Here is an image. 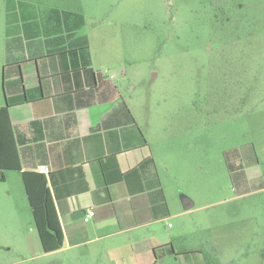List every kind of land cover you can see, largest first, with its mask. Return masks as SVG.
Masks as SVG:
<instances>
[{
    "label": "crops",
    "instance_id": "1",
    "mask_svg": "<svg viewBox=\"0 0 264 264\" xmlns=\"http://www.w3.org/2000/svg\"><path fill=\"white\" fill-rule=\"evenodd\" d=\"M9 14L0 108H7L10 149L21 171H0V229L18 227L27 214L25 172L46 181L63 235L62 248L43 256L65 252L66 264H207L211 240L203 249L177 251L174 241L183 234L169 229L175 216L169 159L179 128L153 126L149 110L137 108L135 83L122 71L109 73L115 57L93 48L79 10L49 3ZM14 172L18 183L6 187ZM252 182L238 180L232 200L264 190H250ZM89 208L94 216L85 222ZM247 219L243 206L240 222ZM210 230L195 224L199 234ZM233 234L242 242V228L227 230L226 241Z\"/></svg>",
    "mask_w": 264,
    "mask_h": 264
},
{
    "label": "rangeland",
    "instance_id": "2",
    "mask_svg": "<svg viewBox=\"0 0 264 264\" xmlns=\"http://www.w3.org/2000/svg\"><path fill=\"white\" fill-rule=\"evenodd\" d=\"M49 3L83 13L93 48L112 52L109 73L135 83L137 108L149 110L153 126L179 128L169 159V229L183 234L175 250L211 240L207 264H264V190L232 200L242 177L253 180L250 190L264 189V0H0V98L10 11ZM11 175L9 188L18 181ZM182 196L194 207L183 210ZM26 207L23 223L0 229V264H66L65 252L43 256ZM195 224L211 230L199 234ZM240 228L242 242L235 234L226 241Z\"/></svg>",
    "mask_w": 264,
    "mask_h": 264
},
{
    "label": "trees",
    "instance_id": "3",
    "mask_svg": "<svg viewBox=\"0 0 264 264\" xmlns=\"http://www.w3.org/2000/svg\"><path fill=\"white\" fill-rule=\"evenodd\" d=\"M10 132L7 108H0V171L20 172L10 149ZM22 182L28 198L33 222L43 253L60 250L63 245L62 231L54 211L46 181L41 175L21 172ZM4 178L0 175V182Z\"/></svg>",
    "mask_w": 264,
    "mask_h": 264
},
{
    "label": "built area",
    "instance_id": "4",
    "mask_svg": "<svg viewBox=\"0 0 264 264\" xmlns=\"http://www.w3.org/2000/svg\"><path fill=\"white\" fill-rule=\"evenodd\" d=\"M40 170L42 171H47L46 167L45 166H41L39 167ZM94 216V210L93 208H89L86 210V213H85V216H84V221L87 222L89 221L92 217Z\"/></svg>",
    "mask_w": 264,
    "mask_h": 264
},
{
    "label": "water",
    "instance_id": "5",
    "mask_svg": "<svg viewBox=\"0 0 264 264\" xmlns=\"http://www.w3.org/2000/svg\"><path fill=\"white\" fill-rule=\"evenodd\" d=\"M181 204H182L183 210L185 211L189 210L193 206V203L185 196L181 197Z\"/></svg>",
    "mask_w": 264,
    "mask_h": 264
}]
</instances>
